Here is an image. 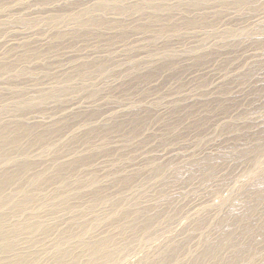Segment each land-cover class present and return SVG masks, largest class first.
Wrapping results in <instances>:
<instances>
[{"label": "rangeland", "instance_id": "obj_1", "mask_svg": "<svg viewBox=\"0 0 264 264\" xmlns=\"http://www.w3.org/2000/svg\"><path fill=\"white\" fill-rule=\"evenodd\" d=\"M244 2L0 0V234L24 231L1 259L51 264L73 230L103 264H264V0Z\"/></svg>", "mask_w": 264, "mask_h": 264}, {"label": "bare ground", "instance_id": "obj_2", "mask_svg": "<svg viewBox=\"0 0 264 264\" xmlns=\"http://www.w3.org/2000/svg\"><path fill=\"white\" fill-rule=\"evenodd\" d=\"M220 1L222 3L225 2V0H220ZM232 1L239 7H242L246 4L244 2V0H232ZM138 7H145V5L138 6ZM154 15H153V17H156V13ZM83 23L81 24L82 26L86 25L88 22H83ZM7 69H9V67L5 68V70H7ZM52 93H54V92H50L47 94H52ZM47 94H45V95H47ZM18 133L20 135V133H22V130H18ZM6 137H7L6 131H4L2 134H0V140L5 139ZM16 176H18V175L13 176V178L6 179V181H2L0 179V190L2 189L4 183H6L7 181L12 182V180L15 179ZM58 232H60V231H58ZM78 232H76V231L73 232V230H71L70 232H68V230L62 231V235H63L62 237H64V240H63V242H60L58 244V248L59 247L65 248L66 246H69V247H67L65 249L62 248V250L57 252L53 256L51 264H103L104 258H106V257H103V255H104L102 252L103 247L101 246L102 242H88L84 239H81L79 242H76L73 240L74 238H69L66 236L67 233H75L79 237L82 233H80V232L78 233ZM22 233H24V231L22 232V230L20 232L18 230H14V231L8 232V233H1L0 239L5 240V241L7 239L11 240L10 238L19 237L20 235H22ZM37 242L38 241H36V242L32 241L31 244L32 243L37 244ZM225 242H228V237L225 239ZM17 245H19L18 242L17 243L16 242H13V243L9 242L4 247L3 251L12 252L16 249ZM35 248H36V246H35ZM34 251L16 254L10 258H3V259L0 258V264H37V263H40V262H38L39 253L34 252ZM88 257H90V258L88 259Z\"/></svg>", "mask_w": 264, "mask_h": 264}]
</instances>
